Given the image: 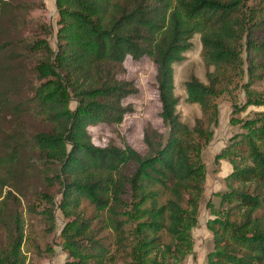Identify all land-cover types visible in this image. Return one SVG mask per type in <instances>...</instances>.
I'll list each match as a JSON object with an SVG mask.
<instances>
[{
    "label": "trees",
    "instance_id": "obj_1",
    "mask_svg": "<svg viewBox=\"0 0 264 264\" xmlns=\"http://www.w3.org/2000/svg\"><path fill=\"white\" fill-rule=\"evenodd\" d=\"M250 1L56 0V31L43 21L26 38L27 16L45 11V1L0 0V264H26L22 185L39 169L48 187L60 186L59 203L39 195L51 205L43 212L51 230L57 206L65 220L66 264H111L120 255L126 264H184L194 254L192 232L208 178L202 153L214 136L210 125L218 124V71H239L249 26L264 27V0L252 9ZM196 35L208 83L192 76L185 86L188 102L210 116L208 126L202 118L185 123L175 93L174 65L185 60ZM129 57L155 63L168 128L165 138L145 127L146 155L114 141L97 146L88 130L119 125L135 112L124 104L139 93L135 82L117 77ZM262 136L261 147L247 142L249 164L231 159L222 200L235 203L230 210L241 217L233 220L229 212L208 221L214 247L205 264H264ZM240 151L227 147L216 159ZM83 201L94 206V216H84Z\"/></svg>",
    "mask_w": 264,
    "mask_h": 264
},
{
    "label": "rangeland",
    "instance_id": "obj_2",
    "mask_svg": "<svg viewBox=\"0 0 264 264\" xmlns=\"http://www.w3.org/2000/svg\"><path fill=\"white\" fill-rule=\"evenodd\" d=\"M32 4L38 5L43 0H30ZM46 10L37 8L28 16V25L23 28L24 37H32L38 30V26L47 21L51 26L57 29L58 8L56 0H44ZM260 0H251L248 2L249 8H259ZM264 14V12H262ZM259 16L253 19L252 23L258 21ZM53 47H55V37L49 38ZM264 42V27L255 25L249 26L245 34L242 49L241 69L239 71L227 70L218 71L220 83L217 85V95L215 97L216 110L218 111V124L210 125L214 132L213 139L203 148V159L208 169V178L203 198L199 204L200 219L212 220L216 215L225 217L229 212L231 218L240 220V213L234 207L235 203L223 204L222 195L228 192L227 177L233 172L231 159L249 164L248 145L249 139L261 147L264 133V48L261 44ZM175 69V93L180 98L178 112L182 120L194 126L196 120L204 119L206 126L210 124V116L202 113L201 106L193 104L187 100L186 82L192 76H196L202 82L208 83V69L202 58V45L200 35L193 39L192 49L185 54V60L174 65ZM214 69V68H213ZM211 69V70H213ZM217 72V71H216ZM157 68L155 63L145 58L140 61L127 58L124 71L119 70L117 77L119 80L135 82L139 90L137 95H133L124 100V104H133L135 112L127 115L119 125L102 124L97 127L89 128L92 140L97 146H106L114 141L121 148L131 147L142 155L148 153V148L143 140V131L145 127H152L160 131L165 138L168 135V128L160 117L161 102L156 83ZM75 109L76 104H71ZM36 128H40L38 123H34ZM237 143V144H234ZM228 147L229 151H236L241 147L239 154L229 155L217 161L216 156ZM32 174L30 183L22 185L23 193L26 195L22 199L23 204L20 211L25 221V241L23 252L26 256V264H66L70 258L62 246V230L65 226V220L59 213V207L54 210L56 216V228L51 230L52 224L43 214L49 210L51 205L44 200L40 193H48L55 198L56 203L61 199L60 186L55 184L52 187L47 186L44 174L39 169ZM163 200L166 196L162 197ZM210 203V204H209ZM30 209V210H29ZM80 210L86 218L94 216L96 213L94 206L87 201H83ZM32 211V212H31ZM262 211L259 212L261 215ZM198 227L197 230H200ZM195 230V229H194ZM192 232L195 244L198 242L207 249V244L212 250L214 247L213 234H208L204 229L205 237L200 231L195 236V230ZM211 235V236H209ZM195 236V237H194ZM212 237V241L207 238ZM166 242L167 238L165 239ZM53 248L51 253L46 250ZM116 248L113 247V250ZM117 253L118 252H113ZM195 255V248L194 254ZM192 255V256H193ZM126 264L122 255L118 256L115 263Z\"/></svg>",
    "mask_w": 264,
    "mask_h": 264
},
{
    "label": "crops",
    "instance_id": "obj_3",
    "mask_svg": "<svg viewBox=\"0 0 264 264\" xmlns=\"http://www.w3.org/2000/svg\"><path fill=\"white\" fill-rule=\"evenodd\" d=\"M198 227H201V228H199L200 230H197ZM204 229L207 231L208 234L211 233L209 228H208V220L205 221L204 219H200L199 218L198 226L195 228V230H197V231L194 230L195 231V236L198 235V233L200 231H202L203 232L202 235L205 237L206 235H205V232L203 231ZM209 236H211V235H209ZM208 240L212 241V237L211 238L210 237L207 238L206 239V243H207ZM204 250H205L204 247L201 245V243H199V240H198V242L195 244V255L190 256L185 261L184 264H205L206 260H207V255L211 251V249L209 248L208 244H207L206 251H204Z\"/></svg>",
    "mask_w": 264,
    "mask_h": 264
}]
</instances>
